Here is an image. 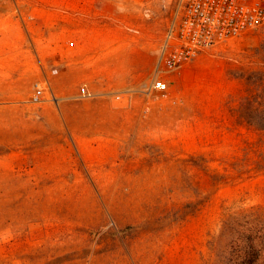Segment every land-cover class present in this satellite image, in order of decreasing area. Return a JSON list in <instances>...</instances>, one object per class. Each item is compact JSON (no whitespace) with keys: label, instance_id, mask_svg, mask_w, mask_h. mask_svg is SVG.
Wrapping results in <instances>:
<instances>
[{"label":"rangeland","instance_id":"obj_1","mask_svg":"<svg viewBox=\"0 0 264 264\" xmlns=\"http://www.w3.org/2000/svg\"><path fill=\"white\" fill-rule=\"evenodd\" d=\"M178 6L0 0V264H206L227 215L264 211V133L247 126V93L264 90V27L170 75L165 99L145 93L153 72L135 91L147 65L131 30L148 13L164 40ZM90 8L123 19L114 59L89 58ZM44 29L53 60L38 59ZM43 79L56 100L33 104ZM82 85L95 96L78 99Z\"/></svg>","mask_w":264,"mask_h":264},{"label":"built area","instance_id":"obj_2","mask_svg":"<svg viewBox=\"0 0 264 264\" xmlns=\"http://www.w3.org/2000/svg\"><path fill=\"white\" fill-rule=\"evenodd\" d=\"M264 27V0H179L175 19L167 29L147 96L169 95V76L180 72L207 49L228 39ZM73 41L67 43L73 48ZM53 74L57 71L53 70ZM95 95L86 85L79 88L77 98L89 99ZM52 98L47 79L33 85L30 102L40 104Z\"/></svg>","mask_w":264,"mask_h":264},{"label":"trees","instance_id":"obj_3","mask_svg":"<svg viewBox=\"0 0 264 264\" xmlns=\"http://www.w3.org/2000/svg\"><path fill=\"white\" fill-rule=\"evenodd\" d=\"M262 79L263 72L258 73ZM247 126L264 133V90L247 93ZM264 172V159L259 163ZM229 237L225 247L222 238ZM209 251L215 258L206 264H264V211L250 208L231 215L222 221L218 237L209 241Z\"/></svg>","mask_w":264,"mask_h":264},{"label":"crops","instance_id":"obj_4","mask_svg":"<svg viewBox=\"0 0 264 264\" xmlns=\"http://www.w3.org/2000/svg\"><path fill=\"white\" fill-rule=\"evenodd\" d=\"M89 17L91 21L85 26V34H84V46L86 45V49L89 50V58L95 59L96 54L100 53V51H105V55L99 56L96 59H114L111 55V44H113L114 40H116V47L121 46V42L123 41L125 32H124V25L123 19H114V24L105 23L104 18L106 16H112L111 14L107 15L103 13V9L100 10L99 16L100 20L97 21L92 13V9H89ZM148 14V13H147ZM146 14L147 23L139 22L138 25L135 26V30H131L135 33V42H136V51L138 59H146V63L143 66L145 68H139V74L136 75V79L134 80V86L136 87V92H141V85L142 80H144L148 74H154L156 68V59H157V52L161 47V43L163 40V35L159 29H157L156 24L154 22L151 23L153 20H149V16ZM112 25V26H111ZM55 33L48 32L47 29H44L41 34H38V38H40V54L38 55V59H54V46L50 45L53 42ZM111 48L109 51L108 49ZM109 52V53H108ZM116 57H118L116 55ZM43 63V60H40ZM153 69V70H152ZM145 71V72H143ZM147 73V74H146ZM153 77V75H152ZM152 81V80H151ZM151 84V82H150ZM134 87V88H135ZM73 91L68 90L66 96H73ZM95 95V93L93 92Z\"/></svg>","mask_w":264,"mask_h":264}]
</instances>
